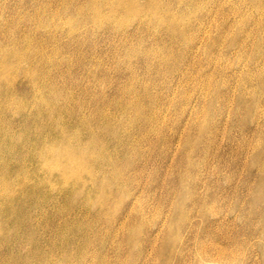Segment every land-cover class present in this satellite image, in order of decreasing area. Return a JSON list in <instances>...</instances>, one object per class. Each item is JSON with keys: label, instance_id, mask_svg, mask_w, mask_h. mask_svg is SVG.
<instances>
[{"label": "rangeland", "instance_id": "obj_1", "mask_svg": "<svg viewBox=\"0 0 264 264\" xmlns=\"http://www.w3.org/2000/svg\"><path fill=\"white\" fill-rule=\"evenodd\" d=\"M150 1L0 0V264H264V0Z\"/></svg>", "mask_w": 264, "mask_h": 264}, {"label": "bare ground", "instance_id": "obj_2", "mask_svg": "<svg viewBox=\"0 0 264 264\" xmlns=\"http://www.w3.org/2000/svg\"><path fill=\"white\" fill-rule=\"evenodd\" d=\"M121 1H122V0H121ZM151 1H152V0H151ZM151 1H150V2H151ZM155 1H156V0H155ZM104 2H105V1H104ZM104 2H103V3H104ZM88 5H89V4H88ZM110 6H111V5H110ZM114 6H115V5H114ZM143 6H144V5H143ZM111 7H113V6H111ZM116 7H118V6H115V8H116ZM138 7H139V6H138ZM154 7H155V6H154ZM90 8H91V7H90ZM118 8H119V7H118ZM120 8H121V7H120ZM155 8H156V7H155ZM93 9H94V8H93ZM96 9H98V8H96ZM130 9H131V8H130ZM132 9H133V8H132ZM119 10H120V9H119ZM119 10H118V11H119ZM137 10H138V9H137ZM139 10L142 11L141 8H139ZM78 11H79V10H78ZM93 11H94V10H93ZM95 11H96V10H95ZM95 11H94V12H95ZM115 11H116V10H115ZM144 11H146V10H144ZM167 11H168V10H167ZM96 12H97V11H96ZM96 12H95V13H96ZM98 12H99V11H98ZM132 12H133V11H132ZM154 12H155V10L153 11V13H154ZM77 13H78V12H77ZM112 13H113V12H112ZM114 13H115V12H114ZM114 13H113V14H114ZM126 13H128V11H127ZM129 13H130V12H129ZM133 13H134V12H133ZM93 14H94V13H93ZM139 14H140V13H139ZM169 14H170V13H169ZM172 14L174 15V13H172ZM133 15H134V14H133ZM155 15H156V14H155ZM94 16H95V15H94ZM100 16H101V15H99V17H100ZM109 16H111V15H109ZM124 16H125V15H124ZM129 16H130V14H129ZM171 16H172V15H171ZM95 17H96V16H95ZM151 17H153V16H151ZM170 18H171V17H170ZM155 22H156V20H155ZM173 23H174V21H173ZM173 23H172V24H173ZM175 23H176V21H175ZM176 24H177V23H176ZM172 28H174V27H172ZM172 28H171V29H172ZM175 34H178V33L176 32ZM175 34H174V35H175ZM180 35H181V34H180ZM17 54H18V53H17ZM21 57H22V56H19V58H21ZM32 58H33V57H32ZM21 59H23V58H21ZM19 60H20V59H19ZM17 61H18V59H17ZM4 63H5V62H4ZM4 63H3V64H4ZM6 64H7V61H6ZM8 64H9V63H8ZM7 69H8V67H7ZM4 73H6V72H4ZM8 73H9V72H8ZM57 121H58V120H57ZM57 121H56V122H57ZM58 124H59V123H58ZM71 138H72V137H71ZM68 139H69V138H68ZM60 140H61V139H60ZM62 142H63V141H62ZM70 145H71V144H70ZM70 145H69V146H70ZM75 145H76V144H75ZM66 146H67V145H66ZM69 146H68V148H69ZM82 147H83V146H82ZM58 148H60V147H58ZM58 148H56V149H58ZM81 149H82V148H81ZM88 149H89V148H88ZM88 149H87V150H88ZM58 150L60 151V149H58ZM69 150H70V148H69ZM54 151H55V150H54ZM54 151L52 152L53 154H54ZM81 151H82V150H80V152H81ZM56 152H57V150H56ZM69 152H71V151H69ZM75 152H76V151H75ZM77 152H78V151H77ZM77 152H76V153H77ZM82 152H83V151H82ZM94 152H95V151H94ZM94 152H93V153H94ZM59 153H60V152H59ZM59 153L57 152V155H58ZM95 153H96V152H95ZM61 154H63V152H62ZM96 154H97V153H96ZM96 154H95V155H96ZM43 155H44V154H43ZM59 155H60V154H59ZM71 155H72V154H71ZM80 155H81V153H80ZM54 156H55V155H54ZM67 156H68V154H67ZM73 156H74V155H73ZM93 156H94V155H93ZM85 157H86V156H84V158H85ZM55 158H56V157H55ZM69 158H70V157H69ZM73 158H76V156L73 157ZM94 158H95V157H93V159H94ZM62 159H63V158H62ZM76 159H77V158H76ZM95 159H96V158H95ZM60 160H61V159H60ZM73 160H75V159H73ZM79 160H80V159H79ZM79 160L77 159V161H79ZM70 161H71V160L69 159V162H70ZM75 161H76V160H75ZM81 161H82V160H81ZM94 161H95V160H94ZM87 163H88V161H87ZM94 163H95V162H94ZM49 164H50V163H49ZM66 165H67V164H66ZM78 165H79V164H78ZM58 166H59V165H58ZM68 166H70V165L68 164ZM94 166H95V165H94ZM90 167H92V166H90ZM58 169H59V168H58ZM54 170H55V169H54ZM66 170H67V169H66ZM66 170H64V171L67 172ZM70 170H71V168H70ZM62 171H63V170H62ZM64 171H63V172H64ZM81 171H82V170H81ZM83 171H84V170H83ZM93 171H94V170H93ZM5 172H6V171H5ZM50 172H51V171H50ZM55 172H56V171H55ZM61 173H62V172H61ZM91 175H93V174H91ZM96 175H97V174H96ZM84 176H85V175H84ZM74 179H75V178H74ZM66 180H67V179H66ZM11 181H12V180H11ZM70 182H71V181H70ZM11 183H12V182H11ZM11 183H10V184H11ZM0 184H3V183H0ZM8 184H9V183H8ZM83 184H84V183H83ZM0 186H1V185H0ZM6 187L9 188L10 186H9V187L6 186ZM80 187H81V185H80ZM80 187H79V188H80ZM4 188H5V187H4ZM4 190H5V189H4ZM80 190H82V189H80ZM2 191H3V190H2ZM2 194H3V193H2ZM10 197H11V196H10Z\"/></svg>", "mask_w": 264, "mask_h": 264}]
</instances>
